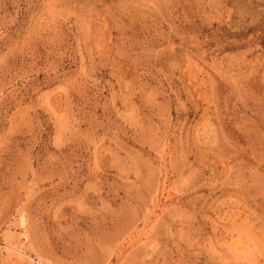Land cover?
<instances>
[{
	"label": "rangeland",
	"instance_id": "rangeland-1",
	"mask_svg": "<svg viewBox=\"0 0 264 264\" xmlns=\"http://www.w3.org/2000/svg\"><path fill=\"white\" fill-rule=\"evenodd\" d=\"M0 264H264V0H0Z\"/></svg>",
	"mask_w": 264,
	"mask_h": 264
}]
</instances>
